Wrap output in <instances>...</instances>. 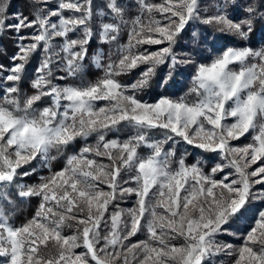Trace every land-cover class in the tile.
<instances>
[{
    "label": "snow or ice",
    "instance_id": "obj_1",
    "mask_svg": "<svg viewBox=\"0 0 264 264\" xmlns=\"http://www.w3.org/2000/svg\"><path fill=\"white\" fill-rule=\"evenodd\" d=\"M258 25L264 0H0V264H264V46L216 47Z\"/></svg>",
    "mask_w": 264,
    "mask_h": 264
},
{
    "label": "trees",
    "instance_id": "obj_2",
    "mask_svg": "<svg viewBox=\"0 0 264 264\" xmlns=\"http://www.w3.org/2000/svg\"><path fill=\"white\" fill-rule=\"evenodd\" d=\"M24 2L25 0H11V3L17 5L19 8L23 7ZM154 2H161V0H154ZM122 43H127L126 36L122 40ZM213 43H215V41L210 40L208 47H198L193 45L190 39H185L183 41H180V43L177 45V49L180 52L192 51V54L195 55L198 60H200L202 58H210L216 54V50L212 48ZM0 45H2L5 49H7L9 55L14 51V46L12 45L11 41L8 39H4L2 42H0ZM241 46H249V47H254L256 49H259L260 47L264 46V30H261V27L258 25L257 30L252 34L250 40L247 42L242 40H237L234 37H229L225 40L220 41L216 45L217 48L241 47ZM152 47L153 46H151V48ZM152 50H155V48H152ZM3 62L7 63V59L5 58ZM166 74H167L166 68L164 66H161V68L158 69V76L166 75ZM193 74L194 72L192 70V65L183 66L179 70V73L174 75L173 79L169 81L168 87L158 88L154 84L151 89H148L147 91L142 93L143 99L151 103V102H156L163 95H167L170 97L182 96L184 93H187L189 88L191 87V79ZM96 77H97V70L91 68L87 78L89 80H94ZM134 78H135L134 74L121 77V79L126 81H131ZM127 134H128L127 132H124V133H120L119 135L122 137H126ZM89 142L92 143L94 141L90 138ZM187 147H188V151L190 152V155L188 156V160L192 162H195L196 159L207 158L208 156L215 155L211 153H203L201 155L202 150L194 149L191 146H187ZM217 159L219 160V158L217 157L215 160H212L211 163L214 165ZM61 166H62V158L53 162L54 168L59 169V167ZM43 171H45L46 174V170ZM29 182L35 183L36 181L34 179L29 178ZM36 205H37V201L35 199L31 200L27 204H22L21 211L16 218V223L17 224L23 223L26 219L30 218L35 211Z\"/></svg>",
    "mask_w": 264,
    "mask_h": 264
},
{
    "label": "rangeland",
    "instance_id": "obj_3",
    "mask_svg": "<svg viewBox=\"0 0 264 264\" xmlns=\"http://www.w3.org/2000/svg\"><path fill=\"white\" fill-rule=\"evenodd\" d=\"M156 47H158V46H153L152 48H156ZM192 70H193V72H194V67L192 66ZM185 94V93H184ZM183 94V95H184ZM98 104H101V105H103L105 102L104 101H98L97 102ZM151 103H154V102H151ZM241 139H244V138H241ZM233 143H239V142H233ZM219 158V157H218ZM221 161H220V159L218 160L217 159V161L215 162V164L216 163H220ZM132 203H133V200L130 198V199H128L126 202H125V204H123L122 206H124V207H126V206H131L132 205ZM250 223V222H249ZM245 226H248V225H245ZM242 235V234H241ZM136 238H133V240H135ZM221 239L223 240V241H225V242H229V243H233L234 245H239L240 243H241V239H240V237L238 236V237H233V236H224V237H221ZM231 257H228V256H226V255H224V254H220V255H218L216 258H215V262H216V264H230V261H231Z\"/></svg>",
    "mask_w": 264,
    "mask_h": 264
}]
</instances>
